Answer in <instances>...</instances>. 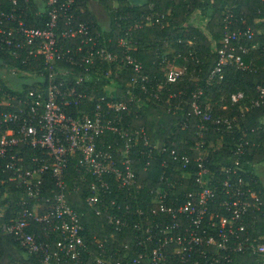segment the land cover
Returning a JSON list of instances; mask_svg holds the SVG:
<instances>
[{"label": "built area", "instance_id": "built-area-1", "mask_svg": "<svg viewBox=\"0 0 264 264\" xmlns=\"http://www.w3.org/2000/svg\"><path fill=\"white\" fill-rule=\"evenodd\" d=\"M1 1L0 43L14 47L9 51L16 57L24 53L28 59H22L23 64L38 65L26 76L31 85L26 93L16 86L17 93L12 94L5 88L12 87L8 74L23 77V72L20 76L4 61L0 64V71L8 73L0 74V185L15 184L24 190L19 208L0 225V234L12 236L26 256H39L40 264H229L239 252L251 250L264 256V242L259 241L264 236L249 241L245 222L250 211L264 209V202L253 187L245 188L239 171L241 156L251 143L241 125L247 109L217 115L214 106L201 104L204 89L192 94L191 110L182 119L185 127L194 116L199 119L196 133L200 137L212 125L220 132L236 129L240 133L232 143L234 164L220 172L206 164L204 139L197 140L194 158L175 147L151 146L145 128H132L127 118L146 101L175 99L171 85L184 75L183 67L163 55V79L150 85V75L131 54L126 38L118 37L117 47L109 49L112 39L91 33L87 22H79L73 9L77 0H42L40 12L47 15L43 26L18 21L16 8L7 11ZM225 13V32L216 47L218 60L209 81L222 79L227 65L249 69L252 64L244 57L257 48V44L247 45L254 39V27L231 29L238 20L233 6ZM154 16H142L129 29L141 27L143 21L151 23ZM125 70L131 74L123 87ZM88 83L99 84L104 93L90 94L96 91L85 86ZM257 87L259 97L250 107L264 99V80ZM230 98L232 103L240 102L245 92H233ZM182 99L169 103L167 111L183 110ZM77 110L81 112L74 114ZM24 148L39 149L30 155V163ZM162 154L167 158L160 159ZM142 157L144 171L154 161L165 166L171 161L181 166L182 176L194 163L196 170L188 174L194 175L198 188L172 195L168 186L176 183L165 171L158 185L148 188L158 200L142 207L135 167V160L141 162ZM51 180L52 196L46 205L44 192ZM82 188L87 190L85 204L101 219L102 237L87 236L84 214L69 200ZM5 211L0 207L1 217ZM122 233L127 239L115 245Z\"/></svg>", "mask_w": 264, "mask_h": 264}, {"label": "trees", "instance_id": "trees-1", "mask_svg": "<svg viewBox=\"0 0 264 264\" xmlns=\"http://www.w3.org/2000/svg\"><path fill=\"white\" fill-rule=\"evenodd\" d=\"M87 1L77 0L73 8L79 22H87L91 27V33H100L103 37L112 39V42H108L109 49L117 47L116 39L118 37L126 38L129 45L132 46L131 54L143 63L145 71L150 75V85L163 79L161 71L163 55L169 56L171 61L185 68L184 75L177 83L171 85L177 97L169 102L146 101L138 113L136 108H133L132 115L127 118L131 127H144L151 146L175 147L180 153H187L192 158L198 155V151L195 149L197 140H206V150L210 148V143L221 140V147L207 153L206 160L209 168L220 172L225 166L234 164L236 155L233 154L232 143L235 137L240 136V133L236 129L232 132H220L212 125L211 129L205 132L203 137H200L196 133L199 119L194 116H191V120L185 127L182 124V119L188 116L187 113L191 110L192 94L199 88L204 89L201 104L214 106L217 115H236L241 110L247 109L245 118L241 120V125L246 129L245 137L251 143L241 156L242 165L239 166V171L244 176L245 188L253 187L258 194V199L264 202V188L262 185H258V181L252 173L253 164L264 160V99L260 105L250 107L252 100L259 97L258 84L264 80V0H148L147 4L142 6L132 5L129 0H97L106 10V24L97 18L93 10L89 8ZM1 4L7 11L13 7L16 8L17 20H24L29 26H43L47 19V15L40 12L43 10L42 0H16V4L13 3V0H2ZM229 5L233 6L235 18L238 19L234 20L230 28L252 25L256 33L254 39L247 42V45L257 44V48L244 57L246 62L252 64L249 69L227 65L223 68L222 79L217 76L209 81L210 73L218 60L216 47L220 46L219 41L225 32L223 20ZM197 10H201L207 16V27L209 28L207 32L194 23L193 18ZM150 13L156 15L151 23L143 21L141 27L129 29L136 21L142 20V16ZM213 40L217 42L214 44ZM10 49H14V47L0 43V64L4 61L7 66L15 68L20 76L23 72L24 82L17 87V90L26 93L27 88L31 87L26 76L38 63L29 61V64L25 65L22 59H28L26 55L22 53L16 57L10 53ZM190 52H193L194 56H190ZM130 74L131 72L128 70L123 72L122 79L124 81L122 84L126 82ZM4 84L2 82V85ZM85 86L93 88L96 92L90 90V94L95 96L104 93L99 84L88 83ZM5 88L12 94L17 93L13 87L5 86ZM237 91H244L245 98L240 102L232 103L230 96ZM137 92L139 93L141 90L138 89ZM181 98H183L184 109L177 113H169L167 111L168 104L175 105ZM224 105L225 108H223ZM81 106L82 104H80ZM79 112L81 111L77 110L74 114H79ZM143 148L146 147L143 146ZM24 151H27L23 155L28 158L27 163H30V155L39 149L24 148ZM161 158H167V154H162ZM140 161L135 160V167L140 186L137 196L142 207H150L158 200L156 193H151L148 188L157 186L165 171V176L170 177L176 183L175 187L168 186L171 194L175 192L182 195L198 188L194 181V175H189L196 170L194 163L188 170L189 174L182 176L181 166L174 162L170 161L165 166L161 165L160 161H154L155 164L144 171L145 157H142ZM70 171L73 172V167L70 168ZM73 175L75 176L76 172ZM48 183L49 187L53 184L52 180ZM23 194L24 190L20 191L15 187V184L0 185V207L6 208L4 217L0 216V225L4 220H9L13 211L19 208L18 202ZM44 194L46 198L44 203L48 205L47 198L52 196L51 187L47 188ZM86 194L87 190L82 188L70 194L69 200L77 210L84 214L87 236L92 237L93 234H97L102 237L101 219L85 204ZM183 198L181 197V199ZM132 201L135 202L134 196ZM254 202H257L256 199ZM47 208L48 206L44 207V209ZM245 222L249 232V241L264 236V209L250 211ZM126 239L127 236L122 233L116 243L113 240L110 241L116 245L119 241ZM259 241L264 242V238ZM23 251L12 236L0 234V264H40L39 256H23ZM229 264H264V256L251 250L239 252Z\"/></svg>", "mask_w": 264, "mask_h": 264}, {"label": "crops", "instance_id": "crops-1", "mask_svg": "<svg viewBox=\"0 0 264 264\" xmlns=\"http://www.w3.org/2000/svg\"><path fill=\"white\" fill-rule=\"evenodd\" d=\"M87 3H88L89 8L92 9L93 12L96 14L97 18L100 21H102L104 24H106L107 23V19H106L107 13H106V10L103 8V6L97 0H88ZM100 18H102V20ZM203 18L208 22L207 16L201 10H197L193 18L195 22L194 21L192 22H194L195 25H197L198 27L199 26L203 27V24L205 23V20ZM201 29H204V28H201ZM252 173L254 174V176L256 177L258 181V185H262V187L264 188V160H261L253 164Z\"/></svg>", "mask_w": 264, "mask_h": 264}, {"label": "rangeland", "instance_id": "rangeland-1", "mask_svg": "<svg viewBox=\"0 0 264 264\" xmlns=\"http://www.w3.org/2000/svg\"><path fill=\"white\" fill-rule=\"evenodd\" d=\"M100 19L102 20V18H100ZM200 27L201 28H204L205 32H207L209 30V28L207 27V21L206 20H205V23L203 24V27L202 26H199V28ZM176 66H178V65H176ZM178 67H180V66H178ZM183 70L185 71V68H183ZM0 74L1 75H3V74L5 75V74H8V73H7V71H0ZM9 75H11V77H9V78H10V84H11L12 87L21 86V84L24 82L23 81V77H17V76L12 75L11 73H9L8 76ZM221 144H222V141L221 140H218L216 143H212L210 145V148L206 151V153H209L212 150H216V149L220 148L221 147ZM22 253H23V256H26V252L23 251Z\"/></svg>", "mask_w": 264, "mask_h": 264}, {"label": "water", "instance_id": "water-1", "mask_svg": "<svg viewBox=\"0 0 264 264\" xmlns=\"http://www.w3.org/2000/svg\"><path fill=\"white\" fill-rule=\"evenodd\" d=\"M129 2L135 6H142V5H146L148 0H129Z\"/></svg>", "mask_w": 264, "mask_h": 264}]
</instances>
